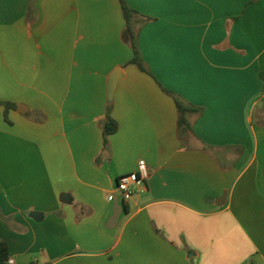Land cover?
Returning <instances> with one entry per match:
<instances>
[{
  "label": "crops",
  "instance_id": "1",
  "mask_svg": "<svg viewBox=\"0 0 264 264\" xmlns=\"http://www.w3.org/2000/svg\"><path fill=\"white\" fill-rule=\"evenodd\" d=\"M126 1L149 73L120 0H0V238L16 264H264V0Z\"/></svg>",
  "mask_w": 264,
  "mask_h": 264
},
{
  "label": "trees",
  "instance_id": "2",
  "mask_svg": "<svg viewBox=\"0 0 264 264\" xmlns=\"http://www.w3.org/2000/svg\"><path fill=\"white\" fill-rule=\"evenodd\" d=\"M123 15L126 21L125 35L128 38L131 46L134 49V58L132 63L137 64L141 70L148 72L149 69L146 66V63L142 59L140 47H139V30L142 25H144L148 20H138L137 17L140 16L138 11L133 9L126 0H120ZM139 24V27L137 26ZM138 27V28H137ZM175 100L178 113H179V128L182 133H187L192 131V125L189 121L190 113H199L200 109L187 103L183 98L177 96L167 90ZM0 105L4 106L7 110L15 107L14 104L10 102L0 101ZM112 105L108 106V112L106 119L102 125L104 146L108 144V138L111 134L115 133L118 130V122L111 115ZM10 257V250L8 243L0 238V264H7V261Z\"/></svg>",
  "mask_w": 264,
  "mask_h": 264
},
{
  "label": "built area",
  "instance_id": "3",
  "mask_svg": "<svg viewBox=\"0 0 264 264\" xmlns=\"http://www.w3.org/2000/svg\"><path fill=\"white\" fill-rule=\"evenodd\" d=\"M147 177V164L139 161V172L121 175L117 180V190L124 201L130 200L137 191H144ZM7 264H16L14 258L9 257Z\"/></svg>",
  "mask_w": 264,
  "mask_h": 264
},
{
  "label": "water",
  "instance_id": "4",
  "mask_svg": "<svg viewBox=\"0 0 264 264\" xmlns=\"http://www.w3.org/2000/svg\"><path fill=\"white\" fill-rule=\"evenodd\" d=\"M121 77H122V72L120 69L115 70L111 75L108 85V94L110 98H112L116 85ZM260 78L264 81V72L260 74ZM31 216L34 217L36 220L42 219V214L39 212H32Z\"/></svg>",
  "mask_w": 264,
  "mask_h": 264
}]
</instances>
